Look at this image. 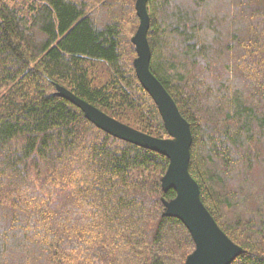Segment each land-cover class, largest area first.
I'll use <instances>...</instances> for the list:
<instances>
[{
    "label": "trees",
    "instance_id": "1",
    "mask_svg": "<svg viewBox=\"0 0 264 264\" xmlns=\"http://www.w3.org/2000/svg\"><path fill=\"white\" fill-rule=\"evenodd\" d=\"M137 0H0V264H185L169 160L92 124L54 85L146 135ZM13 3L15 1H12ZM151 73L189 124L188 171L218 228L264 264V0H147Z\"/></svg>",
    "mask_w": 264,
    "mask_h": 264
},
{
    "label": "water",
    "instance_id": "2",
    "mask_svg": "<svg viewBox=\"0 0 264 264\" xmlns=\"http://www.w3.org/2000/svg\"><path fill=\"white\" fill-rule=\"evenodd\" d=\"M146 4L147 0H137L135 3L139 23L131 39L136 52L133 67L139 83L157 107L168 134L167 139L155 138L132 129L58 85H54L55 93L78 108L92 124L105 133L167 157L169 164L161 186L163 191L174 190L176 197L164 203V215L180 220L195 245L194 252L185 264H231L242 251L224 235L203 206L199 187L188 171L192 144L189 124L182 118L174 101L149 68L151 54L147 41L149 16Z\"/></svg>",
    "mask_w": 264,
    "mask_h": 264
},
{
    "label": "rangeland",
    "instance_id": "3",
    "mask_svg": "<svg viewBox=\"0 0 264 264\" xmlns=\"http://www.w3.org/2000/svg\"><path fill=\"white\" fill-rule=\"evenodd\" d=\"M7 1V3H9V4H15L16 2H21L22 0H6ZM12 1H15L14 3L12 2ZM134 36V35H133ZM132 36V37H133ZM132 37H131V39H132ZM61 87V86H60ZM54 88H55V86H54ZM55 92H56V89H55ZM168 137H165V138H163V139H167Z\"/></svg>",
    "mask_w": 264,
    "mask_h": 264
}]
</instances>
